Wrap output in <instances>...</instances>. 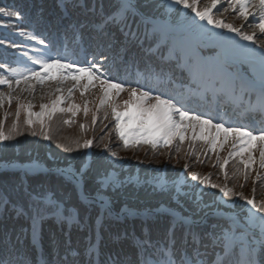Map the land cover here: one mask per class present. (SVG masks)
Here are the masks:
<instances>
[{"label":"snow or ice","instance_id":"obj_1","mask_svg":"<svg viewBox=\"0 0 264 264\" xmlns=\"http://www.w3.org/2000/svg\"><path fill=\"white\" fill-rule=\"evenodd\" d=\"M58 4L62 10L69 6L80 10L85 17L61 26L63 35L71 37L70 42L74 45L71 48L68 43L61 48L41 34L26 30L23 26L25 16L18 7L0 6V28L10 29L15 36L42 46L26 50L28 46L23 42L0 38V46L5 48V59L0 61V86L7 88L6 92L0 91V108L5 100L9 106L13 100L17 102L15 119L7 132L5 121L0 120V141H9L22 134L19 123L23 110V124L30 135L55 143L56 148L65 153H79L80 150L91 149L96 141L80 137L54 139V119L67 116L62 122L69 125L76 123L75 117L79 113L85 118L91 113V126L94 128L100 122L99 113L103 111V120L113 122L111 131L124 149L140 145H148L152 149L171 147L174 142L183 144L187 140L193 150L188 155L195 154L201 164V154L210 159L209 153H214L212 166L223 174L224 183H213L210 175L202 176L190 171V165L185 163L183 169L187 175L172 181V187L178 193L190 179L198 182L199 186L217 190L218 195H213L218 202L214 213L218 217L223 215L219 211V203L232 198L243 201L247 210L241 207L240 214L228 216L226 224L210 225L209 230H205L209 213L194 219L195 214L182 216L169 210L173 218L164 238L153 240L147 231L143 238L133 235L134 253L125 254L123 250L102 253L97 233L96 242L93 243L88 236L82 248H73L69 239L64 245L63 255L57 245L53 259L47 260L42 256L40 264H264V199H256V184L264 180V0H205L203 6L198 0H167L162 5L168 17L166 31L161 30L157 18L138 11L134 0H113L109 14L104 13L103 4L99 11L95 4L88 7L78 0H72L71 5L68 0H58ZM181 9L190 10L191 15ZM227 13H234L233 18L241 23L225 22L223 17ZM12 18L17 23H12ZM86 27L90 30L88 39L96 51L90 59L81 62L72 57L78 55L76 49L84 40L82 30ZM213 29L227 31L239 39L225 37L223 32ZM174 33L181 34L180 43H169L166 39ZM161 38H165L166 53L161 51ZM149 40L156 43L145 47ZM212 43L221 47L214 61L199 54L202 46ZM8 49L14 50L15 58L11 61L8 60ZM29 51L35 54H29ZM130 52L133 54L129 55ZM153 57L160 61L159 65L152 62ZM172 62L175 70L187 73L186 83L175 78L173 69L166 70L163 66ZM82 63L86 66H80ZM240 66H246L245 73L238 71ZM120 74L123 75L118 78ZM217 82L219 87H216ZM37 85L47 87L48 95L55 94V98L42 103L39 112H33L31 102L22 103L20 95L14 96L13 93L17 89L20 93H32ZM65 90L67 95H64ZM77 91L80 103H76L73 97ZM122 93H127L126 99H122ZM210 94L212 100L208 99ZM65 103L67 106H62ZM193 103L207 110L196 111L190 106ZM225 105L232 106L234 111L239 110L242 117L250 118L251 124L236 125L223 116L213 117L212 111ZM257 114L259 120L255 118ZM8 115L5 114V119ZM37 125L39 131L36 130ZM88 127L85 123L79 124L82 133ZM104 127L108 128V125ZM100 139L103 140L104 135ZM197 141L202 142L198 153L195 152ZM102 150L114 158L113 162L123 159L112 150L110 139L109 143L103 144ZM225 150L227 154L221 157L220 153ZM230 160L236 161L233 179L240 175L244 181L251 178L253 187L249 195L235 190L237 186L242 189L244 184L228 186L226 166ZM40 168L39 161H33L25 171ZM57 171L77 188L87 175L85 167L73 169L71 165ZM96 183L99 187L95 198L82 195V199L88 204L99 203L102 214L107 212L112 216L110 201L102 190L116 187L117 181L104 172L96 176ZM156 187L171 191L167 180H157ZM27 195L29 211L24 212L16 205L13 209L17 216L24 215L30 220L34 247L39 245L42 224L48 218L54 217L58 224L67 225L65 235L69 237L73 226L81 231L87 227L86 223H81L74 209H66L64 203L53 198L51 193L35 191ZM232 202L235 204V200ZM9 203L6 197L0 196V206L6 208ZM121 212L129 216L138 214L127 207ZM99 222L100 217L97 218L98 227ZM178 229L182 232L179 243ZM127 238L126 233L114 237L116 242ZM19 243V234L13 242L10 234L4 233L0 240V264H31L17 247Z\"/></svg>","mask_w":264,"mask_h":264},{"label":"rangeland","instance_id":"obj_2","mask_svg":"<svg viewBox=\"0 0 264 264\" xmlns=\"http://www.w3.org/2000/svg\"><path fill=\"white\" fill-rule=\"evenodd\" d=\"M200 3H203V4H205V0H200ZM45 90V89H44ZM43 94V91H40L39 93H38V95L40 96V95H42ZM22 97H25V95H23L22 94ZM90 99H91V96L89 97ZM24 99V98H23ZM1 110H2V108H0ZM2 116V113H1V111H0V117Z\"/></svg>","mask_w":264,"mask_h":264},{"label":"trees","instance_id":"obj_3","mask_svg":"<svg viewBox=\"0 0 264 264\" xmlns=\"http://www.w3.org/2000/svg\"><path fill=\"white\" fill-rule=\"evenodd\" d=\"M262 192H263V190H262Z\"/></svg>","mask_w":264,"mask_h":264}]
</instances>
